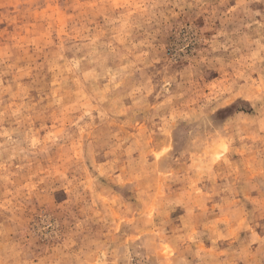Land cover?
Returning a JSON list of instances; mask_svg holds the SVG:
<instances>
[{
  "label": "rangeland",
  "instance_id": "374dc122",
  "mask_svg": "<svg viewBox=\"0 0 264 264\" xmlns=\"http://www.w3.org/2000/svg\"><path fill=\"white\" fill-rule=\"evenodd\" d=\"M0 264H264V0H0Z\"/></svg>",
  "mask_w": 264,
  "mask_h": 264
}]
</instances>
